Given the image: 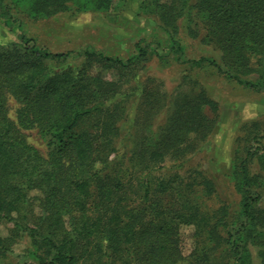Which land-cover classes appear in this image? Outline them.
<instances>
[{
	"label": "trees",
	"instance_id": "1",
	"mask_svg": "<svg viewBox=\"0 0 264 264\" xmlns=\"http://www.w3.org/2000/svg\"><path fill=\"white\" fill-rule=\"evenodd\" d=\"M126 1L0 0V26L17 33L0 41V223L9 225L0 234V264H19L12 254L24 236L23 264H254L255 256L264 264V132L232 159L227 176L237 207L211 205L214 179L184 168L215 127L202 110L204 93L184 96L149 135L168 105L159 85L141 89L133 119L116 102L128 95L122 82L148 57L149 44L139 41L125 61L91 47L55 52L29 30L58 14L111 15ZM142 12L156 15L167 33L168 52L158 50L159 40L154 48L162 61H184L185 18L188 34L220 53L191 60L194 67L264 90V0H141ZM111 70L117 78L105 76ZM9 98L21 105L17 121ZM86 120L93 121L81 128ZM22 127L38 129L46 155ZM182 225L195 231L188 255Z\"/></svg>",
	"mask_w": 264,
	"mask_h": 264
},
{
	"label": "rangeland",
	"instance_id": "2",
	"mask_svg": "<svg viewBox=\"0 0 264 264\" xmlns=\"http://www.w3.org/2000/svg\"><path fill=\"white\" fill-rule=\"evenodd\" d=\"M31 24L35 26L32 25L29 30L39 45L55 52L91 47L98 52L126 61L135 55L136 44L139 41L142 40L143 47H148L149 44L148 57L136 62L133 75L122 82V91L128 95H119L116 102L122 105L123 113L126 112L133 119L141 101V89L148 85H159L168 105L158 111L159 115L155 118L153 127L145 129L149 135H154L164 127L171 115V109L177 108L184 96L204 93L208 103H205L202 110L204 114L215 119V127L204 140L198 142L196 151L189 156L184 168L205 170L214 179L217 194L211 205L227 203L232 209L237 207L239 195L227 174L235 154H242L246 146L256 145L254 136L262 135L264 132V90L257 91L229 80L213 67H194L191 60L202 56L219 59L220 53L214 46L201 42L200 38L191 37L185 18L179 22V35L185 48L182 59L184 61L180 62L176 61L173 55L168 56V61H162L155 54L156 40L162 44L158 50L168 52V49H165L167 33L160 26L156 15L141 13V0H127L111 15L87 12L69 17L58 14ZM16 37L17 33L0 26V41L6 42L17 39ZM97 69L94 67V70ZM104 74L109 79L117 78L113 70ZM250 77L258 80L259 75L254 74ZM150 78L152 80H149ZM20 106L15 99L9 98V114L13 120L17 121ZM92 121L86 120L81 128L89 127ZM22 128L29 142L46 155L47 143L38 129ZM262 141L264 142V139ZM8 226L0 223V234H7ZM181 235L184 254L188 255L195 241L193 226L182 225ZM28 244L29 238L24 236L12 254L14 262L19 264L25 262L26 259H22L20 255ZM192 262L185 260L181 264H193ZM257 262L255 256L254 264Z\"/></svg>",
	"mask_w": 264,
	"mask_h": 264
}]
</instances>
